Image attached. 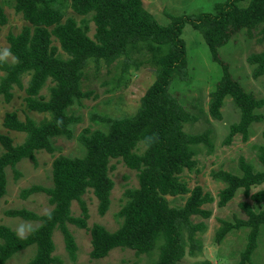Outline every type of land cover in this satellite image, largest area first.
I'll use <instances>...</instances> for the list:
<instances>
[{"label":"trees","instance_id":"1","mask_svg":"<svg viewBox=\"0 0 264 264\" xmlns=\"http://www.w3.org/2000/svg\"><path fill=\"white\" fill-rule=\"evenodd\" d=\"M64 3L58 0H14L13 9L26 24L18 32H8L6 41L11 60L0 59V100L10 101L14 86L24 91L23 103L28 111L43 114L39 120L16 111L3 114L2 126L24 133L20 143L0 133V199L6 193L7 167L14 169L22 159L35 162L40 150L54 153V140L72 135L77 118L71 108L88 96L81 78L90 61L96 65L118 62L120 78L129 68L143 64L154 67L155 77L131 115L100 117L102 127L85 128L78 135L80 155L54 156L51 162V185L32 184L19 191L20 198L43 192L52 205L43 215L22 208L6 209L4 214L25 220H38L27 234L20 235L0 224V264L15 253L34 245L33 255L24 264H53V230L59 228L69 256H75V241L66 222L86 229L90 236V258H101L116 247L128 248L136 254L158 249L153 264H177L187 253L201 249L198 233L204 221L193 222L192 216L207 219L211 211L203 206L213 201L200 185L189 188L181 178L196 166L193 146L210 145L209 130L189 133L184 125L196 116L188 111L171 90L176 78H186V46L182 28L189 23L200 31L211 59L220 68V76L209 92L208 112L221 118L220 108L229 96L239 111L238 121L228 127L226 140L237 133L247 138L252 123L261 121L256 112L264 99L246 91L232 77L229 65L220 58L218 49L231 36L243 30L254 38L260 49L247 56L254 77L264 79V0H222L213 10L196 14H168L169 21L160 23L142 5L141 0H68V7L81 18L66 16ZM91 15L90 18L85 16ZM7 21L0 3V24ZM94 24L88 35L89 22ZM57 42V44L54 43ZM28 74L25 86L22 76ZM185 74V75H184ZM46 87L47 93L41 90ZM264 137V130H263ZM111 159L121 160L135 170L137 186L126 188L124 202L117 211L118 226L113 231L99 223L87 225L89 217L82 195L89 189L98 201V213L109 206L113 181L109 171ZM259 169L240 159L238 173L227 170L212 172L223 183L217 194V206L230 201L238 190L249 196L253 205L240 203L246 218L221 220L214 240L219 243L232 230L248 228L247 242L237 264L250 262L261 226L264 224V147L259 146ZM261 186L251 192L253 187ZM182 205L169 204L167 196L186 195ZM72 201L79 205V215L70 212ZM156 253V251H155ZM153 254V253H151Z\"/></svg>","mask_w":264,"mask_h":264},{"label":"rangeland","instance_id":"2","mask_svg":"<svg viewBox=\"0 0 264 264\" xmlns=\"http://www.w3.org/2000/svg\"><path fill=\"white\" fill-rule=\"evenodd\" d=\"M63 2L66 16H73L77 20L80 15L74 13L68 7V0H58ZM143 7L147 9L160 23L169 21L168 14H196L210 12L217 1L222 0H141ZM6 15L5 24H0V59L11 60L6 41L8 32L16 33L22 25L26 24L20 13L13 9L14 0H0ZM90 14L85 16L90 18ZM94 24L89 22L88 35L92 36ZM186 46L187 66L185 70L186 78H176L171 85L172 92L178 97L181 104L196 116L193 122L186 123L184 130L189 133H200L209 130L210 145L198 144L193 146L196 166L189 171H184L181 178L187 183L189 188L200 185L204 192H208L213 201L207 203L203 208L211 211L210 217L202 219L200 216H192L193 222L204 221L205 229L198 233L201 249L195 255L187 253L177 264H237L240 252L247 242L248 228H239L227 233L224 238L216 243L214 234L220 221L234 218H246L245 212L240 203L247 202L253 205L249 196L244 195L242 190H238L234 197L224 206H217V194L223 187L220 180L212 176V172L217 170H227L238 173V162L244 159L259 169L261 164L258 159L259 146L264 147V103L256 110L262 114L261 121L251 124L247 138L243 139L240 133L235 134L230 141L226 140L228 127L239 118V111L232 99L226 96L220 108L221 118H213L208 112L209 92L214 87V83L220 76V68L214 62L208 47L201 36L199 30L194 29L186 23L181 32ZM57 44L56 41H54ZM260 46L254 38H249L241 30L234 33L230 40L218 49L220 58L229 65V71L233 78L237 79L241 86L254 93L257 97L264 99V79L254 77L252 66L247 61V56L258 51ZM119 63L114 62L109 65L100 62L96 65L90 61L83 71L81 86L83 90L90 91V94L82 98L80 103L71 108V112L77 118L72 125V135L62 136L54 140L55 151L48 153L40 150L35 154V162L26 158L20 160L15 169L18 175L15 176L14 169L7 167L6 171V193L0 199V224L9 226L20 235H25L28 231L39 224L38 220H25L20 217H10L4 214L6 209L26 208L34 211L38 215H43L51 208L48 196L43 192L32 193L26 198H20L19 191L23 187L32 184L42 186L51 185V162L54 156L80 155L82 153L81 143L78 135L83 129L100 128L102 122L100 117H121L133 114L139 106V100L146 88L154 80V67L143 64L138 68H129L120 78ZM3 72L0 70V76ZM184 74V75H185ZM28 74L22 76V84L26 85ZM46 94L47 89L41 90ZM13 96L10 101L0 100V133H6L13 138L14 143H20L24 138V133L8 130L2 126L3 114L6 111L14 110L20 118L26 115L35 120H39L43 114L28 111L24 107L22 88L16 86L12 89ZM3 148L0 146V153ZM110 165L113 168L109 171V176L113 181V188L109 196V206L103 215L98 213V201L92 190H87L82 199L85 201L89 217L87 225L99 223L107 230L113 231L118 226L119 218L117 211L124 202V191L126 188L137 186L136 171L128 168L121 160L111 159ZM261 186H264L261 185ZM261 186L253 187L254 192ZM186 195L167 196L170 205H182ZM70 212L73 216H78L80 209L76 201H72ZM67 229L71 232L75 241V256L71 258L65 247L62 233L59 228L53 230L52 239L54 250L52 254L56 258L53 264H153L158 255V249L154 248L148 254H136L128 248H113L108 255L101 258H90V236L86 229L79 228L71 222H66ZM156 251V253H155ZM34 252V245L28 246L24 250L15 253L5 264H24ZM154 259V260H153ZM246 264H264V224L261 226L257 237L256 247L251 254L250 262Z\"/></svg>","mask_w":264,"mask_h":264}]
</instances>
